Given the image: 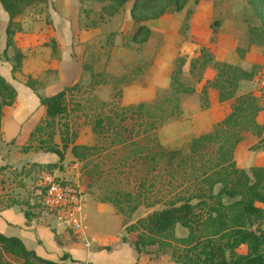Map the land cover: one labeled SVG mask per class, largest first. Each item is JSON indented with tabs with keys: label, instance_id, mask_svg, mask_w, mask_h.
<instances>
[{
	"label": "rangeland",
	"instance_id": "1",
	"mask_svg": "<svg viewBox=\"0 0 264 264\" xmlns=\"http://www.w3.org/2000/svg\"><path fill=\"white\" fill-rule=\"evenodd\" d=\"M255 1L254 6L249 0H184L179 9H174L159 0L140 10L148 15L138 22L148 27L146 35L136 33L137 22L129 14L132 0H41L16 16L20 28L13 38L15 35L14 44L23 58L19 69L10 75L11 60L0 48V67L15 83L18 106L29 109L33 104V94L24 84L28 75L40 94L76 84L65 94L67 110L54 118L53 141L59 148L62 121L68 123V130L63 135L66 147L62 148V160L53 170L81 187L82 223L86 221L87 205H110L118 220L107 213L102 218L107 223L105 232L114 242L116 236L125 233L123 223L194 190V182L216 167L222 151L219 147L224 148V137L231 132L241 134L232 151L236 165L248 171L251 165L261 163L264 91L260 84H264V77L255 75L238 81L235 93L243 95L245 111L237 112L221 128L218 123L230 111V99H218L209 84L218 62L263 73L264 0ZM108 3L111 7L104 6ZM159 7L163 11L150 16ZM2 15L0 9V29L6 21ZM51 39L56 46L53 51ZM11 54L12 48L7 47L6 57ZM178 60V78L190 90L172 89L170 73ZM140 101L146 110L138 115L132 105ZM250 105L256 106L253 114ZM11 111L7 107L5 115ZM15 115L23 120L15 142L5 145L0 138V153L9 146L8 156L14 158L22 152L20 143L29 124L34 125L43 116V106ZM11 128L6 127L5 133ZM215 128L218 133L213 139L199 148L190 147L197 135ZM31 143L35 149L36 140ZM72 145L75 153L70 151ZM32 149L29 151L45 153L42 162L58 161L52 152ZM29 163L7 165L0 194L17 195L18 199L27 195L31 176L23 171L32 172ZM120 191H128L139 201L128 216H122L106 200ZM95 219L101 220L100 215ZM116 223L120 227L115 235ZM173 231L175 235L186 233L178 224ZM136 252L169 260V248L164 245L149 244Z\"/></svg>",
	"mask_w": 264,
	"mask_h": 264
},
{
	"label": "trees",
	"instance_id": "2",
	"mask_svg": "<svg viewBox=\"0 0 264 264\" xmlns=\"http://www.w3.org/2000/svg\"><path fill=\"white\" fill-rule=\"evenodd\" d=\"M38 1L41 0H0V9L6 13L2 53L7 60H11L10 75L19 69L23 58V52L14 44V31L20 28L16 16L21 14L27 6ZM111 1L123 3L126 0ZM158 1L132 0L129 14L133 21L137 22L136 33L148 34V27L138 23L148 16L140 10L153 6ZM249 1L255 6V0ZM183 2L184 0H164V6L170 5L174 9H179ZM104 6L111 7L109 3ZM162 11L163 7H159L150 16ZM51 40L50 49L53 51L56 46L54 39ZM7 47L12 48L10 58L5 55ZM193 63V59L190 60V64L193 65ZM262 65H264V60ZM179 70L180 60L170 73L172 89L175 91L190 90V86L184 85L179 80ZM255 75L258 78L264 77V71L260 73L259 70H246L227 62L217 63L216 72L209 80V84L216 90L218 99L228 98L231 103L230 111L220 120L218 128H221V125H228L237 112L245 111L243 95L236 94L235 89L240 79ZM24 84L32 90L38 103L43 106V116L29 129L20 150L25 152L32 149L31 140L35 139L37 142L36 148H33L35 151L39 149L49 151L58 158L55 162L31 161L29 166L33 168L32 172L23 171L25 175L31 176V181L30 187L27 188V195L19 201L26 204L23 210L24 216L31 218L36 217L40 211L52 210L42 203L39 196L35 195L32 181L36 170L52 171L53 167L58 166L62 160V148L66 147L63 135L68 130V123L61 122L59 133L62 145L59 148L53 141L54 118L67 110L65 94L75 88L76 84L75 82L64 84L48 94L38 93L33 85L34 79L29 75L25 78ZM260 87L264 91V84L261 83ZM15 97V87L0 74V124L3 107L12 104ZM132 106L138 115L146 110L145 103L141 101ZM249 110L253 114L256 106L250 105ZM217 133V128H215L210 132L199 134L190 141L189 145L192 149L199 148L206 141L213 139ZM240 139L241 134L238 132H231L225 136V146L224 148L221 145L219 147L222 151L215 161L216 167H212L210 172L204 173L194 182V190L180 195L176 200H169L162 207L149 210L133 221L125 222L123 225L125 233L120 235V239L129 240L128 242L135 250L149 244L167 246L170 259L176 264H264V155L261 163L251 165L248 171L236 165L232 151L235 143ZM70 151L75 153L74 145L70 147ZM3 167V165L0 166V170ZM62 180L69 181L64 177ZM0 181L2 182L1 178ZM224 196L228 197V200H223ZM17 200L15 196L7 195L3 202L0 200V207ZM106 200L122 216H128L139 202L128 191L117 192L107 197ZM32 208H37V210H32ZM176 224L186 229L184 235L174 234ZM126 234H129V237ZM241 246L242 251L239 250ZM5 256L18 260L20 264H66L63 261L41 257L32 249L27 248L19 237L0 232V264H13Z\"/></svg>",
	"mask_w": 264,
	"mask_h": 264
},
{
	"label": "crops",
	"instance_id": "3",
	"mask_svg": "<svg viewBox=\"0 0 264 264\" xmlns=\"http://www.w3.org/2000/svg\"><path fill=\"white\" fill-rule=\"evenodd\" d=\"M2 12V17L4 16L6 19V13L3 10ZM0 24H3V22ZM4 25L0 29L1 49L4 46ZM26 25H29V23L24 24V26ZM0 74L6 78V70H4L2 66L0 67ZM10 82L14 86L15 83L13 81ZM27 90L32 92L30 88ZM32 94L33 95H31L32 97L30 99L33 101V104L29 107V109L18 106L19 93L17 89L15 101L12 104L3 107L0 124V138L5 141V145L14 143L17 133L20 132V125L23 120H18V115H15L16 112L25 111L26 113H30L33 111V108L35 109L37 106H40L36 95L33 92ZM15 106L18 107L15 111H13ZM7 107L10 111H12L10 115L6 116ZM13 115H15V117L17 116L16 119ZM31 124L32 122L29 126L32 127ZM8 126H11L12 128L7 134L4 129ZM28 128L24 134V140L26 139L27 132L30 129ZM22 143H20V145ZM8 151L9 146H7V150L0 153V166H4L0 170L1 179L7 165L14 167L25 161L42 162L43 160L41 157L45 154L22 151L20 155L14 158L8 156ZM2 186L3 181H0V191L3 189ZM6 196L7 194H5V192L0 194L1 202L5 200ZM15 196L17 198V195ZM100 206L101 205L93 204L88 207L87 205V208L85 209V212L87 213L86 221L83 223L81 228L82 235H78L76 230L69 227L66 219L59 212L49 213L47 211H40L36 217L26 218L23 214L26 204L20 202L18 199L9 205L0 207V232L6 235L19 237L27 248L32 249L41 257L56 261H63L66 264H176L170 259V256L169 260H166L165 258H160L159 255L155 256L154 254L136 252L134 247L128 242L129 240L122 241L120 236H116L114 242L113 240L111 241L105 232V226L107 223H103L104 218H102V216L107 213L116 220H118V217L110 205L107 204L106 206ZM32 210L36 211L37 208H32ZM98 214L100 215L101 220L96 221L95 218ZM119 227L120 224L116 223V230L114 231L115 235L119 232ZM87 236H90L92 239H87ZM83 239L88 241L87 246L82 244ZM116 249L118 251H115ZM119 249L121 250L120 252Z\"/></svg>",
	"mask_w": 264,
	"mask_h": 264
},
{
	"label": "built area",
	"instance_id": "4",
	"mask_svg": "<svg viewBox=\"0 0 264 264\" xmlns=\"http://www.w3.org/2000/svg\"><path fill=\"white\" fill-rule=\"evenodd\" d=\"M74 167V165H72ZM63 175L56 170H36L32 181L33 192L41 198L42 203L61 213L69 227L82 235V222L85 213L82 209V189L75 180L65 181ZM84 246L88 241L82 242Z\"/></svg>",
	"mask_w": 264,
	"mask_h": 264
}]
</instances>
